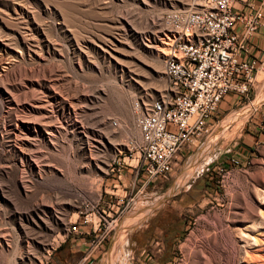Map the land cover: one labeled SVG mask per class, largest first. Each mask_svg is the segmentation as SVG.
Instances as JSON below:
<instances>
[{
  "label": "rangeland",
  "instance_id": "374dc122",
  "mask_svg": "<svg viewBox=\"0 0 264 264\" xmlns=\"http://www.w3.org/2000/svg\"><path fill=\"white\" fill-rule=\"evenodd\" d=\"M186 2L0 0V264H76L52 239L138 138L131 102L163 87L160 18ZM250 88L137 193L92 264H264V71Z\"/></svg>",
  "mask_w": 264,
  "mask_h": 264
},
{
  "label": "built area",
  "instance_id": "2783aa9c",
  "mask_svg": "<svg viewBox=\"0 0 264 264\" xmlns=\"http://www.w3.org/2000/svg\"><path fill=\"white\" fill-rule=\"evenodd\" d=\"M160 27L163 87L131 102L138 138L114 148L101 175L109 183L80 200L65 232L52 239L55 247L69 239L79 253L76 264L101 253L144 186L167 179L179 151L208 131L221 100L227 94L248 100L256 71H264L252 40L264 31V0H187L166 11ZM124 167L130 170L127 186Z\"/></svg>",
  "mask_w": 264,
  "mask_h": 264
},
{
  "label": "crops",
  "instance_id": "0c3cea01",
  "mask_svg": "<svg viewBox=\"0 0 264 264\" xmlns=\"http://www.w3.org/2000/svg\"><path fill=\"white\" fill-rule=\"evenodd\" d=\"M263 37H264V31L261 30V29L257 30V32L255 33V35L252 37V40L255 42V44H256V46H257L258 48H259V47L261 46V44L263 43V40H262ZM232 97H233V99H235V100L237 99L236 96H233V95H232ZM121 176H122V183H124V179H128V180H129V178H130V170H129L128 168L124 167V169L122 170ZM104 183H105V184H108L109 181H105ZM103 186H104V185H103ZM75 252H77V255L79 256L78 251H75ZM74 255H75V254H74ZM95 257H96V256H93V259H90V260H88V261H85V264H92V262H93V260H94ZM76 259H77V257H76Z\"/></svg>",
  "mask_w": 264,
  "mask_h": 264
},
{
  "label": "bare ground",
  "instance_id": "6f19581e",
  "mask_svg": "<svg viewBox=\"0 0 264 264\" xmlns=\"http://www.w3.org/2000/svg\"><path fill=\"white\" fill-rule=\"evenodd\" d=\"M161 45H162V47H158V52L159 53H162L163 52V50H164V48H165V46H166V44H165V42L162 40L161 42ZM260 95V94H259ZM261 100V98H257V99H255L251 104H250V107H253V106H255L256 105V103L258 104V102ZM250 107H248V109L250 108ZM250 110V109H249Z\"/></svg>",
  "mask_w": 264,
  "mask_h": 264
}]
</instances>
